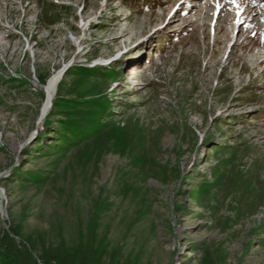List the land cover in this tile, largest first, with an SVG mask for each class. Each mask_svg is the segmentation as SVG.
Listing matches in <instances>:
<instances>
[{"label": "rangeland", "instance_id": "obj_1", "mask_svg": "<svg viewBox=\"0 0 264 264\" xmlns=\"http://www.w3.org/2000/svg\"><path fill=\"white\" fill-rule=\"evenodd\" d=\"M0 264H264V0H0Z\"/></svg>", "mask_w": 264, "mask_h": 264}, {"label": "bare ground", "instance_id": "obj_2", "mask_svg": "<svg viewBox=\"0 0 264 264\" xmlns=\"http://www.w3.org/2000/svg\"><path fill=\"white\" fill-rule=\"evenodd\" d=\"M134 74V73H132ZM137 74L135 73L136 77L133 78V81H135L137 79ZM62 77V72H59L57 75L51 77L47 83V85H45V91L47 93V102L46 105L44 107L43 113L46 114L47 110L50 108V103L53 99L54 93L56 91L57 85L60 82ZM132 79V77H131ZM58 90V89H57Z\"/></svg>", "mask_w": 264, "mask_h": 264}]
</instances>
